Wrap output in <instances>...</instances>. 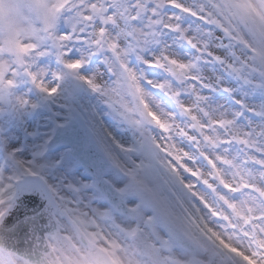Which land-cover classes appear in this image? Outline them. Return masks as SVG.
I'll list each match as a JSON object with an SVG mask.
<instances>
[{
    "label": "snow or ice",
    "instance_id": "snow-or-ice-1",
    "mask_svg": "<svg viewBox=\"0 0 264 264\" xmlns=\"http://www.w3.org/2000/svg\"><path fill=\"white\" fill-rule=\"evenodd\" d=\"M0 264H264V0H0Z\"/></svg>",
    "mask_w": 264,
    "mask_h": 264
}]
</instances>
